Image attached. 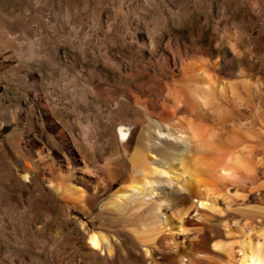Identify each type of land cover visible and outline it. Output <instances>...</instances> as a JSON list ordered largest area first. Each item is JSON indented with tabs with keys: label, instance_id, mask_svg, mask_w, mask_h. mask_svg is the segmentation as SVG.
<instances>
[{
	"label": "bare ground",
	"instance_id": "bare-ground-1",
	"mask_svg": "<svg viewBox=\"0 0 264 264\" xmlns=\"http://www.w3.org/2000/svg\"><path fill=\"white\" fill-rule=\"evenodd\" d=\"M13 29L0 12L5 48L14 47L8 40V34L18 35ZM225 31L233 57L248 65L235 69L211 59L196 37L170 34L164 42L151 34L139 44L122 34L99 48V55L93 52L88 66L72 63L68 105L48 95L47 86L56 85L55 62L48 61L47 77L21 65L23 85L32 93L31 116H39L42 126L50 124L66 150L56 163L32 140L39 164L49 172L38 177L68 218L51 235L54 264L85 259L99 264L100 257L109 264L132 251L136 259L123 264H264V76L254 77L250 62L261 46L254 28L248 32L227 22ZM177 65L180 72L174 73ZM169 75L180 76L171 111L164 91ZM114 76L119 80L112 81ZM54 110L63 119L57 121ZM102 117L103 125L97 121ZM106 132L125 160L121 165L106 160L99 177L82 148L98 154L95 134ZM133 132L136 139L129 144ZM21 167V176L31 182L32 165L23 158ZM119 181L94 210L95 196ZM72 210L83 219L71 218ZM65 224L71 245L65 242ZM84 246L93 257L82 252ZM3 252L14 261L16 250L7 245ZM20 259L31 264L29 255Z\"/></svg>",
	"mask_w": 264,
	"mask_h": 264
},
{
	"label": "rangeland",
	"instance_id": "rangeland-1",
	"mask_svg": "<svg viewBox=\"0 0 264 264\" xmlns=\"http://www.w3.org/2000/svg\"><path fill=\"white\" fill-rule=\"evenodd\" d=\"M244 1L0 0V12L13 21L16 28L13 30L18 31L17 36L11 33L10 36L7 33L9 42L14 45L13 48H5L3 36L0 35V264H30L21 261L22 254L32 258L31 264H54L52 258L55 248L51 235L55 234L60 224L66 223L68 219L62 214V203L53 196L48 187L46 188L45 181L38 177V173L49 175V172L39 164L32 140L43 146L56 163L58 157H64L66 150L58 141L56 132L50 124L42 126V119L39 116H31L32 93L23 85L26 78L22 76L21 65L32 71L39 69L47 77L50 71L49 64L55 62L56 85L47 86L48 95L68 105L72 63L76 60L81 63L80 65L88 66L93 52L99 55V48L111 45L112 41L122 34L139 44L142 43V38L146 39L151 34L160 37L158 39L161 41L165 38L164 42L170 34L187 40L196 37V45L207 47L211 59H221L222 63L229 62L235 69H239L242 62L248 65L249 61L233 57L230 34L225 31L226 23L232 22L248 32L254 28L261 52L250 56V62L253 63L252 73L254 77L261 74L264 76V0H247L249 3ZM145 53L148 56L151 54L147 46ZM126 55L130 56V52L127 51ZM173 68L174 73L180 72L179 65ZM179 78L180 76L169 75L164 80L169 111L173 109L172 91ZM111 80L119 79L114 76ZM79 96L85 98L83 90ZM160 96L161 94L157 93L155 99ZM96 103L99 104L95 101ZM101 108L106 109L104 106ZM54 111L57 121L63 119L60 112ZM12 115L16 116L14 121H11ZM153 117L158 119L157 115ZM103 119L104 117L97 118V121L103 125L106 122ZM65 129L68 131L69 127ZM107 133L100 136L95 134L98 140L96 144L100 147L98 154L82 148V155L94 164L96 175L99 177L105 175L103 165L106 160L117 165L123 164L125 160L119 145L108 143ZM136 134V132L131 134L129 144H134ZM23 158L34 169L31 182L25 181L21 176ZM120 183L121 181L105 194H97L93 209L97 210L100 201L112 193ZM184 203L187 204L188 201ZM70 217L81 220L84 216L72 210ZM68 231L69 228L65 224V242L71 245L72 239L69 238ZM7 245L17 252L13 262H8L7 254L3 252ZM82 250L85 255L94 256L89 253L88 247L84 246ZM126 259L135 260V251L121 260L117 256L114 262L109 264H123ZM87 260L85 259L82 264H93ZM98 262L108 264L101 257L98 258Z\"/></svg>",
	"mask_w": 264,
	"mask_h": 264
},
{
	"label": "snow or ice",
	"instance_id": "snow-or-ice-1",
	"mask_svg": "<svg viewBox=\"0 0 264 264\" xmlns=\"http://www.w3.org/2000/svg\"><path fill=\"white\" fill-rule=\"evenodd\" d=\"M92 243H93V246H95V247H99V245L96 244L95 241H93Z\"/></svg>",
	"mask_w": 264,
	"mask_h": 264
}]
</instances>
